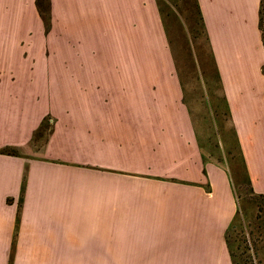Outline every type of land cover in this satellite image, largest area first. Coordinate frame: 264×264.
<instances>
[{
    "label": "crops",
    "instance_id": "0c3cea01",
    "mask_svg": "<svg viewBox=\"0 0 264 264\" xmlns=\"http://www.w3.org/2000/svg\"><path fill=\"white\" fill-rule=\"evenodd\" d=\"M198 2L251 187L264 194L261 0ZM51 15L46 34L36 0H0V62L36 64L35 86L6 93L0 109V148L21 150L0 152V264L13 234V264L91 254L103 264L104 234H120V264H234V182L189 158L193 124L158 1L51 0Z\"/></svg>",
    "mask_w": 264,
    "mask_h": 264
},
{
    "label": "rangeland",
    "instance_id": "374dc122",
    "mask_svg": "<svg viewBox=\"0 0 264 264\" xmlns=\"http://www.w3.org/2000/svg\"><path fill=\"white\" fill-rule=\"evenodd\" d=\"M157 1L167 26L174 67L182 81L183 101L188 107L193 124L194 139L188 149L193 150V153L189 158L195 161L194 166L201 167L206 175L208 166L212 164L223 166L233 174L235 187L237 191L239 190L237 200L243 207L247 225L243 229L238 223L232 232L237 264H264V229L258 226L260 221L256 219L257 208L250 199L252 187L246 181L244 160L230 122V110L226 98L224 100L219 72L212 61L209 42L195 18V0ZM261 4L260 18L264 42V0H261ZM35 66V63L0 62V109L5 107L3 98H6V93H11L13 89L27 90L35 86L36 79L26 78L29 71L35 70ZM40 141H44L40 144L45 143L46 137ZM11 151L15 154L21 152L20 148H13ZM164 177L183 181L176 176ZM17 236L18 234H13L12 246L14 241L15 246L10 252L9 264L14 262ZM104 236L107 240L108 254L104 256L103 264H120V234ZM85 258L86 264H100V257L95 254L87 255Z\"/></svg>",
    "mask_w": 264,
    "mask_h": 264
},
{
    "label": "trees",
    "instance_id": "16d2710c",
    "mask_svg": "<svg viewBox=\"0 0 264 264\" xmlns=\"http://www.w3.org/2000/svg\"><path fill=\"white\" fill-rule=\"evenodd\" d=\"M36 4H37L38 11H39V13L41 14V16L43 18V21H44V24H45V30H46V32H49L50 29H51V25H52L51 0H36ZM195 6H196V16H195V18L197 20V24H198V26H200V28H202V32L205 34L206 40H208V42H209L208 34L206 32L204 19H203L202 12L200 10V6H199L198 0H195ZM160 11L163 14L161 8H160ZM260 13H262V9L260 10ZM163 21H164V25H165V20L163 19ZM165 27H166V30H167V26L166 25H165ZM260 27H261V29H263L262 28V18H260ZM167 32H168V30H167ZM209 46H210V44H209ZM211 57H212V61H213L214 58H213V54L212 53H211ZM213 63H214V61H213ZM224 100H225V97H224ZM51 130H52V127L49 124V117H45V119L42 121V123L40 124L38 129L35 130L34 135H33V140L34 141H40L41 138H44V137H46V139H47V136L49 135ZM237 145H238V142H237ZM13 148L14 147L7 146V147H4L2 150H0V152H4V153H8V154H15L13 151H11V149H13ZM244 167H245V164H244ZM245 174H246L247 183L251 184L250 178H249V176H248V174L246 172V167H245ZM231 176H232V180L234 182V187H235V181H234L235 177L233 179V174H231ZM250 190L252 191L251 193L248 192V193H250L249 195L252 196L250 199L253 201V203L255 204V206L257 208L256 219H258L260 221L258 223V226H260V228L263 230L264 229V194L256 193V192H254V190L252 188ZM238 191H237V188L235 187L236 197L239 198ZM242 209H243V207L240 206V203L238 202L237 214L234 217L233 221L231 222V224H230V226H229V228L227 230V233H226V240H227L228 247L230 249V253H231V256H232L234 264H237V261H236L237 255L235 253V250L233 249L234 243H233V240H232V232L236 229V226L238 225V223H240V225H241V227L243 229L247 227L246 220H245V218H246L245 217V213L243 212ZM14 246H15V241H14L13 247Z\"/></svg>",
    "mask_w": 264,
    "mask_h": 264
}]
</instances>
